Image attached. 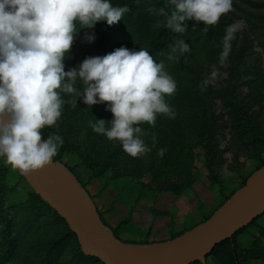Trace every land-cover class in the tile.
Wrapping results in <instances>:
<instances>
[{
  "label": "rangeland",
  "instance_id": "rangeland-1",
  "mask_svg": "<svg viewBox=\"0 0 264 264\" xmlns=\"http://www.w3.org/2000/svg\"><path fill=\"white\" fill-rule=\"evenodd\" d=\"M112 3L130 10L112 26L98 22L81 30L65 70L121 46L144 48L176 82L166 97L175 118L158 114L154 126L141 125L150 150L138 157L89 127L95 119H112L105 104L88 106L77 98L73 106L65 95L61 118L43 130L63 137L56 162L79 178L112 239L119 246H146L200 223L264 166V0H233L232 10L207 32L187 21L183 34L163 26L158 10L171 11L166 0ZM241 19L221 62L225 29ZM85 31L95 33L92 43L82 42ZM175 39H184L190 52L170 62L165 54ZM35 195L41 197L23 173L0 158V264H100L81 255L75 237ZM241 241L264 251V212Z\"/></svg>",
  "mask_w": 264,
  "mask_h": 264
},
{
  "label": "clouds",
  "instance_id": "clouds-1",
  "mask_svg": "<svg viewBox=\"0 0 264 264\" xmlns=\"http://www.w3.org/2000/svg\"><path fill=\"white\" fill-rule=\"evenodd\" d=\"M171 11L158 10L163 26L183 34L187 21L203 24L204 32L232 10L233 0H166ZM112 0H0V158L5 165L28 175L44 169L63 145L52 128L68 102L65 95L92 106L105 104L112 119H95L89 127L110 141H118L131 157L150 149L141 125H155L157 115L175 118L166 97L176 91L174 78L144 48H115L103 56H90L65 70V59L81 30L98 22L112 26L129 12ZM245 23L228 25L222 38L223 62L231 41ZM95 33L85 31L82 42L92 43ZM165 57L178 62L190 52L184 39H175ZM79 82V87L77 86ZM155 144L156 137H152ZM165 149L158 150L163 156Z\"/></svg>",
  "mask_w": 264,
  "mask_h": 264
},
{
  "label": "water",
  "instance_id": "water-1",
  "mask_svg": "<svg viewBox=\"0 0 264 264\" xmlns=\"http://www.w3.org/2000/svg\"><path fill=\"white\" fill-rule=\"evenodd\" d=\"M69 230L81 251L104 264H192L241 226L264 212V166L207 219L166 241L146 246H117L108 237L98 209L77 178L54 159L44 169L25 175Z\"/></svg>",
  "mask_w": 264,
  "mask_h": 264
},
{
  "label": "trees",
  "instance_id": "trees-1",
  "mask_svg": "<svg viewBox=\"0 0 264 264\" xmlns=\"http://www.w3.org/2000/svg\"><path fill=\"white\" fill-rule=\"evenodd\" d=\"M48 134L43 130V137L47 138ZM54 161L59 160V157L56 155L53 157ZM77 178V176H75ZM77 180L80 182L79 178ZM39 201L43 202L46 206L49 207V210L57 216L58 219H60L66 226L68 230V234L75 237L76 242L78 243V240L76 236L69 230L67 227L65 221L58 215V213L49 205V202H46L41 199L38 195H35ZM100 213V212H99ZM263 214V213H261ZM261 214L257 215L255 218H253L249 223L246 225L240 227L237 229L230 237L222 240L221 242L217 243L211 251L206 255V257H212L214 261L218 264H244L252 259H262L264 261V251H261L259 248H257L255 245H251L250 247L246 248L245 245L241 241V236L248 232L250 228L255 227L257 220L261 217ZM101 215V214H100ZM209 216L204 217L202 219L205 220ZM102 218V216H101ZM103 220V218H102ZM180 234V233H179ZM178 235V234H177ZM79 245V243H78ZM80 248V246H79ZM81 255L89 258L91 260H95L99 262L100 264H104L101 261H98L94 257H91L89 255H85L80 248ZM192 264H204L200 261H195Z\"/></svg>",
  "mask_w": 264,
  "mask_h": 264
},
{
  "label": "crops",
  "instance_id": "crops-1",
  "mask_svg": "<svg viewBox=\"0 0 264 264\" xmlns=\"http://www.w3.org/2000/svg\"><path fill=\"white\" fill-rule=\"evenodd\" d=\"M219 208V207H218ZM217 208V209H218ZM215 210H212L211 212H209L205 217L210 216ZM203 219V218H202ZM202 219L200 221H202ZM201 263L204 264H217L214 259L212 257H205L203 261H200Z\"/></svg>",
  "mask_w": 264,
  "mask_h": 264
},
{
  "label": "bare ground",
  "instance_id": "bare-ground-1",
  "mask_svg": "<svg viewBox=\"0 0 264 264\" xmlns=\"http://www.w3.org/2000/svg\"><path fill=\"white\" fill-rule=\"evenodd\" d=\"M107 234H108V237L112 238L111 234H110L108 231H107ZM114 242H115V241H114ZM117 243H118V242H117ZM117 243L115 242V244H116L117 246H119Z\"/></svg>",
  "mask_w": 264,
  "mask_h": 264
}]
</instances>
